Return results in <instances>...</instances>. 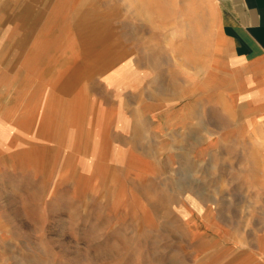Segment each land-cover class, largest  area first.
Listing matches in <instances>:
<instances>
[{
	"label": "rangeland",
	"instance_id": "374dc122",
	"mask_svg": "<svg viewBox=\"0 0 264 264\" xmlns=\"http://www.w3.org/2000/svg\"><path fill=\"white\" fill-rule=\"evenodd\" d=\"M57 3L0 0V264H264V85L210 1Z\"/></svg>",
	"mask_w": 264,
	"mask_h": 264
},
{
	"label": "crops",
	"instance_id": "0c3cea01",
	"mask_svg": "<svg viewBox=\"0 0 264 264\" xmlns=\"http://www.w3.org/2000/svg\"><path fill=\"white\" fill-rule=\"evenodd\" d=\"M209 1L217 15L219 37L225 43L217 54L229 55L235 61V71L245 72L235 73L236 80L256 77L264 85V0Z\"/></svg>",
	"mask_w": 264,
	"mask_h": 264
},
{
	"label": "bare ground",
	"instance_id": "6f19581e",
	"mask_svg": "<svg viewBox=\"0 0 264 264\" xmlns=\"http://www.w3.org/2000/svg\"><path fill=\"white\" fill-rule=\"evenodd\" d=\"M60 1L62 2V0H58V3L55 6L51 7L50 11L48 12L49 15L51 14L52 16H54V14L57 13V9H58V7L60 5ZM155 11H156L155 7H147V6L143 5V4H140V5L137 6V8L135 9V12H133V13H134V15H137V16L138 15H144L146 17H149L150 15L155 13ZM79 24H80L79 26H80L81 31H79V33H78L76 38H77L79 46H80V52H81V54L83 56V61L85 62L84 55L86 56L88 54L87 53V48H89V46H91V44L94 45V43H95L94 41L96 40V38H99V34L101 33V30L99 29L98 26H95V27H93L94 28V30H92L93 32H83L81 26L84 25V21H81ZM84 30H85V28H84ZM207 36L208 35L204 31V28L201 27L199 29V31H198V35H197L198 39L196 40L199 46L202 47V43H204V40H205V38ZM37 43H38V40L34 41V43H33V49L34 50H37V47H38ZM27 58H28V56L26 57V60H27ZM233 81L235 82L236 78H234ZM249 97H250V95H249ZM185 112H186V110H185ZM185 116H186V113H185Z\"/></svg>",
	"mask_w": 264,
	"mask_h": 264
}]
</instances>
